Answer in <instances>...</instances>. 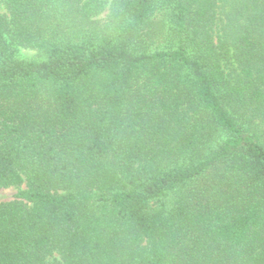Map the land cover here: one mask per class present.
<instances>
[{"label":"trees","instance_id":"obj_1","mask_svg":"<svg viewBox=\"0 0 264 264\" xmlns=\"http://www.w3.org/2000/svg\"><path fill=\"white\" fill-rule=\"evenodd\" d=\"M2 1L0 264H264V0Z\"/></svg>","mask_w":264,"mask_h":264},{"label":"rangeland","instance_id":"obj_2","mask_svg":"<svg viewBox=\"0 0 264 264\" xmlns=\"http://www.w3.org/2000/svg\"><path fill=\"white\" fill-rule=\"evenodd\" d=\"M106 1L111 3L112 0H106ZM219 5L224 7L223 3L221 2H219ZM223 11H224L223 8H221L219 10V13H222ZM108 13H109V7L102 13L100 17L96 19L99 20L102 24H104L107 21ZM0 14L6 17H9L6 11V8H5V4L2 0H0ZM73 28L74 26L72 23L68 21L64 23L63 30L69 31V30H72ZM13 47L16 50L18 56L23 60H32V59H35L38 55L37 51L29 49V48H24V47L15 46V45H13ZM228 72H229V69H228ZM25 189H26L25 186H23L20 189L18 188L0 189V203L11 202L15 200L19 192ZM47 264H61V259L58 255H54L53 257L48 259Z\"/></svg>","mask_w":264,"mask_h":264}]
</instances>
